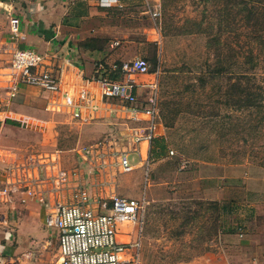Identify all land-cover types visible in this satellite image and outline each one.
<instances>
[{
	"label": "rangeland",
	"instance_id": "rangeland-1",
	"mask_svg": "<svg viewBox=\"0 0 264 264\" xmlns=\"http://www.w3.org/2000/svg\"><path fill=\"white\" fill-rule=\"evenodd\" d=\"M10 1L14 10L16 5L27 10L25 1L32 0ZM50 1V26L56 32L58 13L80 8L82 30L109 32L85 46L97 47L112 58L145 59L151 72H160L159 114L165 128V151L161 156L152 153L147 187L141 168L118 176L116 183L117 194L126 198L138 199L145 192L148 204L140 264H187L219 243L228 264H254L249 245L255 232L250 206L260 204L264 218V53L258 60H251L249 54L238 55L237 25L232 17L225 33L219 35L222 0H127L125 7L105 10L96 4L99 0ZM250 2L264 6V0ZM157 3L160 16L153 19L151 12ZM12 17L16 16H8V9L0 5V100L6 99L4 81L11 53L3 39ZM198 22H202L199 28ZM217 38L219 42L214 43ZM219 54L225 57L226 70L217 63ZM13 105L22 107L21 114L47 122L33 129H11L4 145L19 153L60 151L61 165L71 167L76 162L71 155L74 150L105 135L101 125H80L63 112L42 115L36 108H23L20 101ZM121 131L127 133L125 128ZM170 150L190 162L186 169L179 170L178 157L170 156ZM238 171L241 180L235 182ZM258 187L261 193L251 191ZM243 222L245 238L240 239L238 228ZM49 231L43 230L51 240ZM44 245L43 241L32 244L29 258L34 263L40 259L57 264L56 243Z\"/></svg>",
	"mask_w": 264,
	"mask_h": 264
},
{
	"label": "built area",
	"instance_id": "built-area-1",
	"mask_svg": "<svg viewBox=\"0 0 264 264\" xmlns=\"http://www.w3.org/2000/svg\"><path fill=\"white\" fill-rule=\"evenodd\" d=\"M110 1L99 2L107 6ZM151 16L159 17L160 7H154ZM19 28L20 21L12 17L13 38L19 37ZM95 70L98 74L89 83L97 96L91 90L75 96L62 88L55 55L31 48L11 52L6 74L9 99L21 86L34 87L51 96L52 112H63L76 122L86 124L104 112L137 125L127 128L126 136L110 132L81 147L75 152L79 160L71 167L61 165L58 152L8 163L0 204L32 200L43 209V223L54 235L59 264H140L148 204L145 192L138 199L126 198L117 194L116 183L118 176L132 172L140 163L148 186L150 150L159 119L160 72L150 74V65L141 58L113 66L110 71L117 70L119 79H110L101 65ZM140 77L144 79L138 81ZM21 123L30 125L28 119ZM142 144L147 145L145 152ZM168 154L175 156L173 151ZM189 164L187 159H178L179 170Z\"/></svg>",
	"mask_w": 264,
	"mask_h": 264
},
{
	"label": "crops",
	"instance_id": "crops-1",
	"mask_svg": "<svg viewBox=\"0 0 264 264\" xmlns=\"http://www.w3.org/2000/svg\"><path fill=\"white\" fill-rule=\"evenodd\" d=\"M93 1L98 2V0ZM110 2L112 4L107 6L101 5L100 2L96 4L102 10H105L103 8L106 7L122 8L125 7L127 0H111ZM25 3L27 4V10H24L20 7L18 8L17 5L16 10H14L12 7L13 1L0 0V5L8 9V16L14 14L20 21L19 37L13 38L11 36L10 30L8 35L4 36L3 41L8 45L6 46L8 47L6 51L10 54L15 49L19 48H37V50H40L41 53L43 52L55 55L59 65L61 85L64 90L74 94L75 96H77L81 90H91L90 92L93 94L95 93L94 95L97 96L96 91L94 90L95 86L89 83L90 79L94 78V74H98L94 68V65H101L104 67L105 71H110L112 70L113 66L120 65L122 62L131 61L123 60L122 58L118 57L112 58V55L107 56V53L104 51H98L99 49L90 50L86 48L85 45H87V43L90 42L92 38L96 39V37L100 35H108L109 32L108 30L104 29H91L89 31L82 30L79 27L80 21L78 20L81 14L79 10L80 8L75 6V9L71 8L69 10V8H66V12H59L58 21L60 23L56 32V29L51 28L50 26V21L52 19L51 15L53 13V10H51L52 3L50 0H32L30 2L25 1ZM154 7H160V4L157 3ZM68 11L69 14H67ZM19 14L23 16L21 17ZM84 33H87V35L84 36ZM84 39H88V41L85 42ZM95 59L97 61H95ZM93 63L94 65L92 67ZM147 78L148 77H145V79ZM142 79L144 78L140 77L137 80L141 81ZM6 80L4 81L5 88L7 86ZM6 90V99L0 100V186L4 183L3 181L6 177L5 171L8 163L13 161H21L28 156L34 155H28V152L19 153L14 149L8 148L6 145H4L6 137L11 133V129L13 130V128L18 126L24 127L26 129H33L39 126V123H47L39 118L21 114L20 112L22 111L20 110H22V107L14 106L13 104L15 102L17 103V101H20L22 102L23 108H36L41 112L42 115L46 113H53L49 108L51 96L37 88L21 86L17 95L11 99L8 97L7 88ZM65 116L73 121L69 115L65 114ZM23 119H28L30 125H23L21 123ZM160 120L159 114L156 139L151 145L150 156H152L151 151L155 141L164 139L165 137V128ZM92 123L99 124L104 127L105 135L110 132H115L119 136H126L128 133V131L127 133H123L121 131L124 128L127 130V128L130 126L137 125L128 121L115 119L108 116L104 112L97 113L95 118L86 124H78L90 125ZM140 125L144 124L140 123ZM78 149L74 150L73 153L71 152L73 150L67 152L72 153V159L75 158L76 162L79 160V156H77L75 153L78 151ZM146 150L147 145L142 144L141 151L145 152ZM57 152L58 154L60 153V151ZM175 156L178 157V154L176 153ZM179 158L183 157H178V159ZM131 160L136 163V158L134 156H131ZM136 168H141L140 163L136 164ZM240 175L241 174L239 171L236 172L235 176L233 177V181L238 182V180H241L239 178L241 177ZM149 176L151 177V166ZM224 182H226L225 179ZM251 191L254 193H261L260 191L262 190H260L258 187L256 190ZM249 209L250 215L252 216L250 218V224L253 225L255 229V232L253 233L252 237H250L249 241V245L252 246L255 254L254 264H264V248L261 247V242H264V233L262 232L264 218L260 217V215H262L261 212H263V207L260 204H254L250 206ZM0 219V264H49V262L39 261L40 259L34 263L32 259L29 258L33 254V250L30 249L32 248V244H35V242L43 241L45 242V245H50L52 242L56 243L52 232L48 230L50 232L52 241L50 240L49 235H44V211L39 205H37L32 200H27L25 204H20L16 200L13 205L4 207L0 204ZM245 226L246 223H240L238 228V237L240 239L245 238ZM47 239L48 241H46ZM218 239H220V236ZM219 244H217V247L212 250L206 249L202 251L203 253L198 255L196 260L187 264H228V260H225V257L227 258V256L225 255L226 252L223 248L224 246L220 247ZM216 258L218 259L217 263H215ZM57 264H59V261Z\"/></svg>",
	"mask_w": 264,
	"mask_h": 264
},
{
	"label": "trees",
	"instance_id": "trees-1",
	"mask_svg": "<svg viewBox=\"0 0 264 264\" xmlns=\"http://www.w3.org/2000/svg\"><path fill=\"white\" fill-rule=\"evenodd\" d=\"M223 1V11L222 15L218 16L217 25L218 32L222 34L225 33V26L232 23L231 17L234 18L237 25V48L238 55L241 57L244 54H249L251 60H258L262 53H264V6L254 4L248 0H222ZM221 17V18H220ZM197 28L202 25V22L196 24ZM201 33V32H200ZM187 34H193L189 32ZM90 42H93L90 40ZM89 42V43H90ZM219 42V38L214 40V43ZM87 49L94 50L97 47L92 48L86 46ZM218 64L222 65V69H227L223 66L225 57H220L217 55ZM145 60V59H144ZM147 63L148 61L145 60ZM156 64V60L153 61ZM149 64V63H148ZM154 64V65H155ZM258 67V62L254 63ZM119 66V65H117ZM151 72V70H150ZM152 71L151 73H153ZM110 79L121 78L120 73L115 71H106ZM164 139H159L155 141L151 153L156 156H161L165 151ZM176 166H178V158L176 160ZM151 180V177H150Z\"/></svg>",
	"mask_w": 264,
	"mask_h": 264
}]
</instances>
